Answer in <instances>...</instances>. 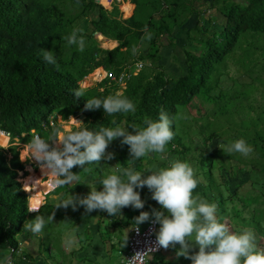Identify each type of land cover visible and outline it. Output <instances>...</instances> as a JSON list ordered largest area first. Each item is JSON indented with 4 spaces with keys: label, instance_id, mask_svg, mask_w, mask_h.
I'll return each instance as SVG.
<instances>
[{
    "label": "rangeland",
    "instance_id": "obj_1",
    "mask_svg": "<svg viewBox=\"0 0 264 264\" xmlns=\"http://www.w3.org/2000/svg\"><path fill=\"white\" fill-rule=\"evenodd\" d=\"M121 1L123 0H110V8H104L98 0H86L83 4H74L67 0H20L23 7L24 5L26 7L40 5L49 23L52 15L61 19L60 24L51 32L53 36L50 40L51 47L47 48L55 53L56 59L62 58L61 51L70 53L66 46L73 49L71 53L73 58L80 52L78 45H69L65 39L75 28L83 29L78 35L84 38V49L89 43L107 50L120 44L118 51L113 54L115 63L106 65L115 72L124 68L128 75L124 88L117 91L120 95L128 93L135 81H143L155 74L172 78L183 74L186 67L184 52L199 53L204 40L215 37V34L222 28L221 7L230 3L241 5L246 3V0H180L182 4L173 8L172 3L177 0H137L141 1L139 4L132 3L133 0H124L132 5L131 13L134 12L136 19L145 21L148 18L147 30L151 33V39H145L147 35L145 27L130 33L128 31H124V34L118 33L120 37L118 40L95 31L91 23L96 19L98 11L96 4L108 15L125 18L120 10ZM91 3H95V6ZM113 8L118 14L114 13ZM187 9L194 10L196 22L192 20L190 24L182 26L184 18L194 17V14L186 13ZM171 12L173 18L168 16ZM161 19L166 25L165 33L158 25ZM180 24L181 27H179ZM150 41H153L152 46H150ZM122 43L126 46H122ZM134 48L135 52H133ZM138 61L141 63V68L136 72L134 63ZM57 64L60 65L61 62ZM90 73L91 71H88L84 76ZM94 75L93 78H84L78 82L81 90L89 91L90 98L92 94L101 92L102 89L107 96L115 92L117 86L113 88L106 79H102L99 82L101 84L95 83ZM102 81L105 82L102 83ZM138 95L137 93L135 99H131L136 106V111L134 113L122 112L118 115L106 114L109 120L105 128L120 126L135 134L130 125L142 127L139 121L144 117V113L137 108ZM175 109L173 130L179 139L176 145L173 143L166 145V152L163 155L167 159L162 160V154L150 153L145 157L130 161L129 145L121 144L122 138H117L106 149V153L115 154L113 159H102L98 163L95 162L94 165L84 168L77 174L79 180L62 186L54 183L55 177L52 181L46 176L43 177L44 172L34 159L30 148L33 134L32 136L21 133L20 139H12L10 135L8 138L7 133L0 130V154L6 164H9L7 156L11 151L13 141L25 146V152L20 155L23 170L20 173L16 172V175L18 181L22 176H28L23 177L24 189L28 194L27 203L31 207L39 205L38 211L30 212L31 214L22 224L23 234L34 235L24 228L26 221L34 219L36 215L45 217L48 222L40 236L44 243L46 256L65 264L66 260H62L59 254L62 250L60 237L65 229H72L76 222L73 217L74 212L72 214L69 212L73 210L71 206L67 208V212L65 208H57V204L72 195L86 196L91 191L89 185L96 187L97 191L103 190L100 181L109 174L121 175L122 179L126 180L123 176L124 168L132 167L146 176L150 174L147 170L154 165L156 168H167L170 166V161L179 160L190 164L194 169V177L199 181L196 189L193 190V197L199 196L208 203L216 204L217 219L225 223L230 231L240 233L245 229H250L255 236L257 249L264 250V234L254 230L247 222L253 219L264 229V143L259 144L252 139L253 131L264 133V37L261 33L241 32L232 48L223 55L221 62L214 65L204 86L186 105L177 106ZM65 113L71 115L65 110L62 111V114L65 115ZM81 126L79 119L74 129L60 132L59 126L50 124L48 114L46 125L40 129L39 135L50 145H56L67 133L74 132ZM35 134L38 135L36 131ZM57 134H60V139L57 138ZM241 138L253 148L252 153L247 157L238 152H227V148ZM117 168L120 169L119 172L116 171ZM209 180L220 192L221 205L217 203ZM31 187L32 189L29 190ZM51 189V195L45 194ZM135 190L140 193L141 199L145 202L142 209L125 207L121 209V215L115 216L108 215L106 211L94 210L98 214L97 233L94 236L96 242L89 241L92 236H89L86 230L88 242L84 247L88 252L85 256L91 255L93 258L87 259L89 261L84 260L83 264L117 263L121 256L127 227L134 224V218L139 216L141 211L151 213L153 208L161 210V206L151 198L152 193L146 186ZM76 210V212H85L82 206ZM49 217L53 219L48 220ZM241 219H245V222ZM23 234H17V247L9 251V254L20 250ZM179 247L177 244L175 248L170 246L166 249L172 256V261L166 264H191L190 259L176 257ZM192 251H198V246ZM3 262V253H0V264H4Z\"/></svg>",
    "mask_w": 264,
    "mask_h": 264
},
{
    "label": "trees",
    "instance_id": "obj_2",
    "mask_svg": "<svg viewBox=\"0 0 264 264\" xmlns=\"http://www.w3.org/2000/svg\"><path fill=\"white\" fill-rule=\"evenodd\" d=\"M67 1L83 4L86 0ZM98 1L104 8H110V0ZM131 2L139 4L141 1ZM181 4L180 0H177L172 3V7L177 8ZM91 5L95 6V3ZM96 8L98 9L96 19L92 21L91 26L101 35L111 39L118 40L120 38L118 33L124 31L130 33L149 25L148 18L145 21L136 19L134 12L131 13L132 5L124 0L121 1L120 10L125 18L108 15L97 4ZM134 8L136 9V6ZM113 10L115 14H118L115 8ZM44 12L40 5L33 7L24 5L23 7L20 0H0V130L7 133V136L10 135L12 139H20L21 133L36 135V131L39 135L40 129L46 125V118L49 114L50 124L59 126L60 132L74 129L79 119L82 123L81 127L98 132L100 128H105L109 120L108 115L102 108L86 110L84 106L89 99H103L108 96L102 89L103 93L95 92L90 98L89 91L81 90L78 82L84 78H93L94 73H98L99 69L103 70L98 65L111 70L106 65L115 63L113 54L118 51L120 44L107 50L89 43L83 51L75 54L74 58L71 55L73 49L66 46L70 53L61 51L62 58L56 59L57 63L61 62V64H57L58 67L48 64L43 60L41 49L47 50L51 47L50 40L53 37L51 32L60 24L61 19L52 15L49 23L45 19ZM186 13H194V10L187 9ZM24 14L28 15L24 16ZM220 15L223 18V26L215 37L206 38L202 50L197 54L184 52L186 67L183 74L176 78L155 74L143 81H135L132 89L125 95H121L131 100L135 99L137 93L139 94L136 104L138 110L144 113V117L139 121L142 127H146L144 123L146 118L157 121L163 110L172 120L170 127L174 132L175 108L186 105L204 86L214 65L221 62L223 55L232 48L240 33L243 31L259 32L264 37V0H246L244 5L225 4L221 7ZM168 16L173 18V13H169ZM158 25L165 33L166 25L163 19ZM121 45L126 46L124 43ZM152 45L153 41H150V46ZM88 71H93V73L84 76ZM112 86L115 88V85ZM77 90L82 92L81 96L75 95ZM116 95L114 91L109 93V96ZM64 110L72 116L68 113L62 114ZM118 114L122 112L115 113V115ZM57 138L60 139V134H57ZM178 139L174 133L173 139L168 143L176 145ZM252 139L259 144L264 143V133L253 131ZM24 152L25 146L13 141L11 151L7 156L9 164L5 163L0 154L1 250L16 249L17 234L22 233V224L31 214L27 206L28 194L24 191L23 184V177L28 176H22L18 181L16 175V172L20 173L23 170L20 155ZM94 163H86L83 167L74 166L72 172L78 174ZM43 172V177L46 176L47 179L49 176L52 179L55 177L45 170ZM58 179H63V177ZM208 182L216 195L218 205H221L220 192L213 186L211 180ZM31 189L32 187L29 190ZM241 220L245 222V219ZM247 222L254 230L264 234V229L258 222H254L253 219Z\"/></svg>",
    "mask_w": 264,
    "mask_h": 264
},
{
    "label": "clouds",
    "instance_id": "obj_3",
    "mask_svg": "<svg viewBox=\"0 0 264 264\" xmlns=\"http://www.w3.org/2000/svg\"><path fill=\"white\" fill-rule=\"evenodd\" d=\"M82 31V28H75L65 37L69 45H78L80 51L85 46L83 36L78 35ZM145 32V39L150 40L151 33H148L147 26ZM135 51L134 48L133 52ZM41 55L46 63L58 67L53 51L41 49ZM75 95L81 96L82 92L77 90ZM84 107L86 110L102 108L108 115L136 111L135 104L120 94L104 99H89ZM144 123L146 127L130 125L135 134L120 126L102 127L98 132L80 127L64 136L56 145H50L39 135H34L30 148L42 170L57 178L63 177L54 181L62 186L79 180V176L72 172L74 166L83 167L86 163L113 159L115 154L106 153V149L117 138H122L121 144L129 145L130 161L150 153L162 154L161 159H167L163 154L166 152V145L174 137L170 127L172 120L161 110L157 121L146 118ZM219 147L221 148L220 145ZM252 151L253 148L243 138L227 148L228 153L238 152L245 157ZM116 171L119 172L120 169L117 168ZM147 172L150 174L145 176L132 167L124 168L123 176L126 180L121 175L109 174L100 181L103 190L97 191L96 187L89 185L91 191L86 196L72 195L56 207L66 209L71 206L76 210L82 206L85 213L101 210L110 216L121 215V209L125 207L144 208L145 202L135 189L146 186L161 210L153 208L151 213L141 211L134 218V224L137 231L138 226L150 218L152 223L158 224L156 239L159 247L175 248L178 244L180 247L176 251V257L190 259L191 264H264V250L257 249L255 236L250 229L240 233L230 231L225 223L217 219L216 204L208 203L199 196L193 197V190L199 181L194 177V169L189 163L170 161L167 168H156L154 165ZM28 211L36 212L38 209L30 207ZM51 219L53 217L48 218ZM47 222L45 217L36 215L34 219L25 222L24 228L37 235L43 231ZM74 244L75 236L68 234L64 240L65 248L71 249ZM197 246L198 251H192ZM4 264H11V260L5 257Z\"/></svg>",
    "mask_w": 264,
    "mask_h": 264
},
{
    "label": "crops",
    "instance_id": "obj_4",
    "mask_svg": "<svg viewBox=\"0 0 264 264\" xmlns=\"http://www.w3.org/2000/svg\"><path fill=\"white\" fill-rule=\"evenodd\" d=\"M190 14H194V13H190ZM192 20L196 22L195 14L193 18H191V16H187L182 26H185V24H190ZM48 179L52 181L51 176H49ZM51 191L52 189L45 192V194H50ZM66 211L68 212L67 208H66ZM76 211L77 210L69 211L70 214L74 212L73 217L76 222V225H74L72 229H65L62 232L61 237H60L61 238L60 246L62 250L59 251V254L60 256H62L61 258L62 260L64 261L66 260L64 262L65 264H83L84 260L89 261L91 258H93V256L91 255L85 256L88 253L87 250H85L84 248L86 247L87 242H88L86 240L87 238H86L85 231L87 230L89 236H92L90 237L89 241L92 240V243H95L96 239L94 236H96V233H97L96 231H97V226H98L97 225L98 214L97 212H94V211H92L90 215L83 211H80V212H76ZM130 225L127 227L125 238L127 236ZM83 230H84V233H83ZM158 230H159V225L157 224V232ZM21 234H23V232ZM68 234H72L75 236V244L72 246L71 249H66L64 246V240ZM23 235L24 236H23L22 244L20 246V250H17L13 252L12 254H9V251L0 249V253H3L4 261H5V257H8L11 260V264H62L60 261L56 262L53 258H48L46 256V252H45L44 245H43L44 243H43V240L40 234H37V235L23 234ZM123 247H124V244H123ZM123 247H122V250H123ZM171 259H172V256H171L170 251H167L165 248H163L157 255H152L148 258V264H166L172 261ZM115 264H118V261Z\"/></svg>",
    "mask_w": 264,
    "mask_h": 264
},
{
    "label": "built area",
    "instance_id": "obj_5",
    "mask_svg": "<svg viewBox=\"0 0 264 264\" xmlns=\"http://www.w3.org/2000/svg\"><path fill=\"white\" fill-rule=\"evenodd\" d=\"M100 67H102L103 72L95 74L94 82L97 83L102 79H106L111 85L117 86L115 90L117 94L118 90L122 87L124 88L125 79L128 78L125 69L122 68L118 72H115L103 66ZM140 68L141 63L139 61L134 63V70L136 72ZM138 228L139 231L136 230L135 224L130 225L118 264H148V258L152 255H157L163 249V247H159L157 244V224L152 223L151 218L149 221L139 225ZM137 253H140V255L137 256Z\"/></svg>",
    "mask_w": 264,
    "mask_h": 264
},
{
    "label": "bare ground",
    "instance_id": "obj_6",
    "mask_svg": "<svg viewBox=\"0 0 264 264\" xmlns=\"http://www.w3.org/2000/svg\"><path fill=\"white\" fill-rule=\"evenodd\" d=\"M101 72H103V70H101ZM24 191H25V190H24ZM27 206H28V209L31 207V206L28 205V203H27ZM38 207H39V206H34V207H32V208H36V209H37Z\"/></svg>",
    "mask_w": 264,
    "mask_h": 264
}]
</instances>
